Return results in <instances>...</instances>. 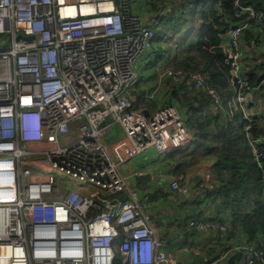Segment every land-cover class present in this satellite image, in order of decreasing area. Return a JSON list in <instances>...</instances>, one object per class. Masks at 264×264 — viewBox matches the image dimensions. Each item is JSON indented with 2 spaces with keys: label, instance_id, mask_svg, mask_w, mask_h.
Wrapping results in <instances>:
<instances>
[{
  "label": "built area",
  "instance_id": "1",
  "mask_svg": "<svg viewBox=\"0 0 264 264\" xmlns=\"http://www.w3.org/2000/svg\"><path fill=\"white\" fill-rule=\"evenodd\" d=\"M132 1L0 0V264H114L117 255L119 264H176L146 211L149 192L131 188L118 168L149 148L167 155L192 140L176 105L132 107L137 65L170 11L143 0L152 12L144 17ZM233 6L235 19L219 34L233 88L228 106L244 120L264 171V136H249L252 98L264 80L250 86L241 46L242 39L258 43L242 35L262 13L239 0ZM162 75L187 91L205 89L213 111L222 109L209 74L183 80L170 67ZM144 99L153 102L151 93ZM114 123L123 135L105 141ZM202 185L212 186L211 172ZM169 187L192 191L182 174ZM187 226L221 234L229 227L218 216H196ZM235 249V264H264L253 245Z\"/></svg>",
  "mask_w": 264,
  "mask_h": 264
},
{
  "label": "trees",
  "instance_id": "2",
  "mask_svg": "<svg viewBox=\"0 0 264 264\" xmlns=\"http://www.w3.org/2000/svg\"><path fill=\"white\" fill-rule=\"evenodd\" d=\"M200 2L203 3L197 35L180 51L173 61V67L183 71V80L195 73L209 74L214 86L222 95L229 83L228 65L220 47L219 34L224 33L235 19L233 0H173L171 2L151 0L154 9L172 7L161 18L162 25L174 15L183 18L182 21L179 19L175 21L173 30L180 29L188 13L194 15V5ZM239 2L250 4L259 10L262 13V23L264 0H239ZM258 26L259 24H256L252 28ZM258 64L261 66L246 70L250 86L257 85L264 76V63ZM180 88L182 87H179L178 91ZM186 93L190 94L185 96V104L183 103L188 108L185 122L192 133V140L185 149H180V153L194 152L195 148L200 147L202 153L208 152L216 157L212 171V186L204 187L203 192L206 196L218 200V209L229 213L227 214L229 219L227 215L224 217L229 226V235L243 233L245 242L253 245L264 255V171L254 158L250 138L248 139L245 134L240 114L234 113L223 120L221 119L223 117L214 114L213 109L210 110L213 99L205 89L192 88L191 91L186 90ZM179 95L182 96L180 92ZM222 99L224 100L225 97ZM250 133L252 137L261 134V126L253 121ZM191 203L197 204L198 200L195 199ZM239 255L238 250L232 252L228 262L235 264Z\"/></svg>",
  "mask_w": 264,
  "mask_h": 264
},
{
  "label": "crops",
  "instance_id": "3",
  "mask_svg": "<svg viewBox=\"0 0 264 264\" xmlns=\"http://www.w3.org/2000/svg\"><path fill=\"white\" fill-rule=\"evenodd\" d=\"M138 5H141V9L138 11L134 7L133 11L143 13L144 17L152 13L143 9V0H139ZM198 30L199 27L194 30H189L188 28L187 31H184L183 38L178 36L177 39H174L171 44L172 49L169 57L171 62L175 61V58L178 57L185 45L197 35ZM176 31L179 32V30ZM250 35H256L258 43L250 44L243 39L241 40L243 62L246 70L257 67L258 63L264 60V19H262V23L258 27L244 30L242 36L246 38L250 37ZM261 80H264V76ZM232 90L233 88L229 85L222 95L220 93L222 109L218 114L210 106V110L215 115L223 117L221 118L223 120L228 116L231 117L234 113H238L228 106L229 102L234 101ZM255 93L251 104L253 121L261 126V135L264 136V90L255 91ZM145 94L141 98V95L136 92L137 103L134 101V105L145 107V104H149L144 99ZM132 97H134L133 94ZM223 97H225L224 100L222 99ZM139 99L141 100L140 103H138ZM168 104L176 105L180 110L181 116L185 119L188 112L186 105L178 104L174 101ZM156 107L159 106L153 105V108L150 109ZM241 121L244 127L242 117ZM148 151H154L157 155L156 159L148 164H139L138 157L143 154L142 152L129 161L121 163L118 168L124 176L129 178L132 184H137L140 188L144 187L149 192L150 204L146 211L150 214L152 226L156 229L160 239L164 241L163 250L165 253L170 254L175 259L176 264H225L230 259V254L237 251L235 249L237 245L243 246L247 244L243 233L228 239L226 234L212 230L195 232L187 226L188 221L196 216L202 218L218 216L223 220L227 214L229 215V213H225L220 208L218 209V200H214L211 196H206V193L203 192L204 189H201L205 187L202 185L204 174L211 172L213 176L212 171L216 157L208 152L202 153L200 147L195 148L194 152L189 151L187 154H181L180 150H174L167 155H160L151 148ZM133 159L135 161L134 165L130 164ZM140 173H150L152 177L137 182L135 175ZM178 174H182L185 177V181L192 185L193 195L187 196V194L174 191L169 187V181ZM195 199L198 200V203H191Z\"/></svg>",
  "mask_w": 264,
  "mask_h": 264
},
{
  "label": "rangeland",
  "instance_id": "4",
  "mask_svg": "<svg viewBox=\"0 0 264 264\" xmlns=\"http://www.w3.org/2000/svg\"><path fill=\"white\" fill-rule=\"evenodd\" d=\"M138 1L139 0L132 1L130 3V6L132 9L135 7L139 11V9H141V5L140 6L138 5ZM149 1L151 2V0ZM165 1L171 2L173 0H165ZM202 3L203 2H200L199 4L194 5V8H195L194 15H191L190 13H188L185 16L186 20L181 25L179 32L176 31V29L173 30V27H174L173 24L175 23V21L177 19L182 21L183 19L182 17H179L178 15L172 16L173 17L172 19H169V20L167 19L163 25L162 23L160 24L159 26L160 30L158 28L159 31L157 30L158 33H157V36H156V39L154 41L152 48L149 50L148 54H146L145 57L139 61L137 65L138 66L137 72H139L138 74H140L139 83L136 86L135 90L132 91V94L134 95L133 98L136 101V103H137L136 96H135L136 92H138L141 95V98L144 96L145 93L152 94L153 102L150 105L145 104V107L149 109L153 108V105L163 106V104L166 105L168 103H171V101H174L175 103H178V104H183L185 101V96H188L190 94V93L188 94L186 93L185 87H183V84L181 82H178L177 85H175L172 83V81L169 78H167L166 76L160 75V74H162V72H164L166 68L173 67L174 63L169 60V57H170V53L172 49L171 44L173 43L174 39H177L178 36L180 38L181 37L183 38L185 34L184 31H187L188 28L189 30H192V29L194 30L200 26L201 20L199 19V15L202 10ZM171 8H172L171 6H168V7L164 6L163 8H160V9H154L152 7L154 11H162V10H168V9L170 10ZM160 66L162 67L160 68ZM179 87H182L181 89L184 90V92H181L182 96L179 95V91H178ZM191 90H192V87L189 91ZM140 102L141 100L139 99L138 103ZM132 107L136 108L137 106L133 105ZM245 134L247 135V133ZM122 135H123V130L121 126L117 123H114L111 125V132L104 136V140L105 141L116 140L120 138ZM250 135L251 133H249V136ZM156 156L157 155L154 151L145 150L143 154H141L138 157L139 164H148L149 162L156 159ZM134 162L135 161L133 159L130 161V164L134 165ZM128 183L131 188L136 189L140 193H143L145 191L144 187L140 188L137 186V184L136 185L132 184L129 178H128ZM201 189H205V188L202 187ZM228 230H229V227L227 228V231H226V235L228 239L236 235H241V234L229 235ZM162 249H164V245ZM114 264H119L118 255L116 256Z\"/></svg>",
  "mask_w": 264,
  "mask_h": 264
},
{
  "label": "water",
  "instance_id": "5",
  "mask_svg": "<svg viewBox=\"0 0 264 264\" xmlns=\"http://www.w3.org/2000/svg\"><path fill=\"white\" fill-rule=\"evenodd\" d=\"M151 177L152 176H151L150 173H144V174L140 173V174L135 175V180L137 182H140L141 180L150 179ZM186 194H187V196L193 195L192 191H190V192H188Z\"/></svg>",
  "mask_w": 264,
  "mask_h": 264
}]
</instances>
